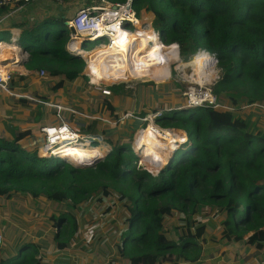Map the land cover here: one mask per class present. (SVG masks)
Listing matches in <instances>:
<instances>
[{
	"label": "trees",
	"instance_id": "1",
	"mask_svg": "<svg viewBox=\"0 0 264 264\" xmlns=\"http://www.w3.org/2000/svg\"><path fill=\"white\" fill-rule=\"evenodd\" d=\"M99 1L115 4L124 0ZM133 8L153 15L160 41L176 45L183 62H189L198 52L217 60L220 77L212 91L218 98H228L236 112L211 108L161 111L155 123L181 130L187 141L182 155L171 160L156 177L135 168L132 163L137 157L131 147H111L99 162L79 168L59 158H39L44 157L41 151L36 152L39 157L28 153L18 144L21 135L10 142L0 139V197L19 192L29 194L33 201L43 197L74 208L90 196L101 202L107 185L112 186L122 200L133 205L128 229L120 234L117 245L119 255L127 257L129 264L197 262L202 254L199 241L204 239L207 228L195 220L199 215L221 217V241H244L253 255L263 256L264 130L251 132L250 120L239 112L243 105L264 106V0H133ZM6 9L0 8V13ZM60 21L50 17L31 27H15L20 29L18 39L29 53L28 67L43 68L50 76L63 75L71 81L82 77L85 64L79 56L66 51L67 34L54 32L53 27ZM2 41L5 40L0 39V44ZM74 46L71 53L79 51ZM175 50L158 48L161 55L157 53V57L165 74L168 64L176 62ZM82 54L90 67L101 69L105 78H110L104 68V48ZM145 56L151 62L147 53ZM112 90L118 93L117 88ZM152 126L141 131L149 151L143 144L133 148L149 168L156 162L154 151L162 158L164 153L160 151L170 144L160 142L155 134L159 132H152ZM174 135L184 138L182 133ZM166 163L167 158L162 164ZM176 214L184 215L192 232L171 241L164 223ZM54 221L61 225L56 243L62 250L77 231L76 220L65 213ZM14 260L17 261L0 264L36 263L34 254Z\"/></svg>",
	"mask_w": 264,
	"mask_h": 264
},
{
	"label": "rangeland",
	"instance_id": "2",
	"mask_svg": "<svg viewBox=\"0 0 264 264\" xmlns=\"http://www.w3.org/2000/svg\"><path fill=\"white\" fill-rule=\"evenodd\" d=\"M82 1H84L85 4H88L89 2H94V0ZM68 2L70 3V6L71 4H73L72 2H70V0ZM105 3L106 2L96 3V5H101ZM148 16L149 15L145 14V12L143 11L138 13L140 30L151 31V28H156V20H149ZM62 22L60 21L57 25L53 27V29L55 30L54 32L62 31L63 34L66 35L68 34L69 30L64 26V20H62ZM154 32L156 34L157 30L155 29ZM145 35L148 36L149 34ZM156 37L158 38V36ZM149 41L152 42L149 43ZM2 42H4L2 43L3 45L7 46L9 45L8 42H11V40L7 39ZM154 42H156V40L154 39V36L150 33V37L147 43L153 46ZM14 43L19 44V42L17 41H14ZM99 43L100 42L87 43V45L82 47V49L86 51L95 50V48L99 46ZM139 45L141 47V44ZM138 49L139 47H137V52L139 53ZM161 49L166 48L162 45ZM155 50L158 51L157 48ZM160 52H162V50H160ZM138 53L136 55H138ZM157 53L149 55V57H153L150 58L151 62L142 63V60H139V62H141L140 64H144L145 69L149 70V73H147L146 75L142 76L141 78H138L137 80H116L112 83L110 82L113 81V79H105L100 75L98 71L101 72V69H98L94 66H89V68H87L88 58L83 55H80L79 57L83 60L85 64L83 74L86 76V78L80 79H82V82L85 83L84 86H86V96L88 97V99L96 98L94 104H97V106H99V103L97 102L101 100L102 105L100 114L102 115V122L97 121V123L87 125L85 128L79 127L74 129H76V131L78 130L77 132L79 134L85 135L86 138L90 141L93 139H98L99 143L106 147V150H109L111 147L114 146L136 148L139 146V144H143L149 151L150 145L142 141L143 136L141 135V131L146 130L149 124L153 125L152 132H154V130L158 131L155 125L161 128L162 130H165V132L163 133L164 135H160L162 133H160L159 131L158 132L160 134L154 132L157 135L158 140H161L160 142L175 143L176 140L178 142L179 137L175 136L174 134L181 133V131L163 128L157 125L154 120L153 123L151 120L150 123H148L147 125L143 121L149 115H155L154 113L157 111H172L175 109H182L183 105L185 104L184 93L189 89L191 85L195 84L194 82L197 80V76H193L195 74L193 68L185 69L184 66L176 68L178 62L180 61L181 63V58L180 56L178 58V54L175 60L176 62L174 64H168V72H166L165 74L163 71L164 68L159 64V58L157 57ZM198 53L196 55H202ZM211 69L213 70L212 72H214L215 75H219V69L217 67L215 69L211 67ZM90 72H92L91 76L93 78V83H99L100 87L108 89L111 94L110 96L103 97L100 92H98L90 84ZM113 88H117L118 93H114L112 90ZM244 97L246 96L244 95ZM220 100L225 104H230L228 98L226 97H220ZM239 113L243 118L250 120L252 124L250 127L251 132L255 133L258 130H264V106L256 103H254V105H243V108ZM125 114H131V116L125 117ZM174 146L176 145H173L172 147L168 145L165 146V149L168 148V150L171 151V149H175ZM98 147L100 146H96L95 148ZM100 148H102V146ZM185 148V146H180V148H177L175 151H171V153L168 154L167 163L164 166L169 164V162H171V160H174L177 156H181ZM104 151L105 149L102 150L101 154ZM154 154L157 156V158H160L159 154H156L155 151ZM103 156L104 155H102L101 157ZM162 158L164 159V161L166 160L165 154ZM162 158L160 159L163 163ZM97 161L98 160H96V162ZM142 161L143 159L141 158L140 162L136 160V162H133L132 164L135 165V168L137 170L147 171L153 177L159 175V173L161 172V168L163 167L162 163L155 162L154 167L149 168V166H147L145 162ZM105 191L106 193L102 203H98L96 197L90 196L88 199L79 203L73 208V211L76 215L78 214V210L82 211V209H84L86 211L87 228L82 227L81 232L83 230H86L87 232H91L93 234V237L91 239H87L88 242L86 243V245H91L92 243L93 245L84 249V253H82L81 256L85 258V264H129L127 257H121L117 251L119 238L115 236V234L120 231V228L114 226L113 224H109L106 220L101 221V219H103L106 214L112 213V215L115 214L117 216V218L120 220V224H122V220H124V217L126 216L124 215L125 209L123 207L127 206L128 202L124 199L122 200L118 191L110 185H107ZM24 196L26 198L31 199L29 194ZM45 203V205L51 204H47V202ZM70 206L71 204L68 205L65 202L59 204H54L53 202L52 205H50L48 208H53L52 215L56 216L57 214L61 215V212H65L67 210L66 208ZM91 208H94L100 216V220L98 219L97 221L98 225H94L95 227H97L95 231H92L91 229L93 227L91 226L93 223V218L89 214V209ZM132 209L133 205L131 206V211ZM180 217L181 214H176L173 219L165 220V233L167 238L171 241H177L181 236L180 234H183L184 232L187 235L192 232V227L186 226L184 219ZM221 219V217L217 218L213 217L212 215H199L195 217V220L197 222H200L201 224H206L207 228L204 239L199 241V245L202 248V254L198 261L192 264H264V255L261 257L253 255V251L245 247L244 241L228 244L221 241ZM121 229L125 230L126 227L123 226ZM16 261L17 260H14L13 262ZM78 264H80V262ZM179 264L184 263L181 262Z\"/></svg>",
	"mask_w": 264,
	"mask_h": 264
},
{
	"label": "crops",
	"instance_id": "3",
	"mask_svg": "<svg viewBox=\"0 0 264 264\" xmlns=\"http://www.w3.org/2000/svg\"><path fill=\"white\" fill-rule=\"evenodd\" d=\"M68 1L57 3L53 0H38L24 6L21 10L14 11L7 8L0 13V39H9L11 42L8 44L18 47L16 52H3L4 56L0 61V67L10 70L12 75L8 85L9 90L0 89V139L10 142L21 135L22 139L18 144L23 150L34 153V155L35 148L41 145L40 128L44 126L55 125L62 121L76 131L74 128H85L87 125L97 123V121L102 122L101 100L97 102L99 103L97 106L94 104L96 98L88 99L86 96L85 83L80 79L85 76L83 72L82 77L70 81L63 75L50 76L43 68L28 67L26 64L29 53L25 51L23 43L18 39L20 29L15 27L16 25L26 24L31 27L50 17H61L65 22L78 9L104 2L94 0L92 3L85 4L82 0H70L73 3L70 6ZM6 12H12V15L7 17L5 16ZM145 14L149 15L148 19L153 21L152 14ZM14 41L19 42V44L14 43ZM76 44L80 47L79 41L73 43V45ZM40 71H44L45 75L40 76ZM58 83L59 86H57ZM52 105L61 106L60 121L56 117V109ZM110 150L111 148L108 152ZM45 202L51 204L45 205ZM102 202L103 200L98 203ZM52 203V201L41 197L37 201H33L32 197L31 199L26 198L19 192H11L9 197H0V236L2 238L0 263H7L11 260L12 263L14 259L34 254L35 264H78L79 262L85 264V258L81 254L93 243L86 245L84 234H81L84 226L81 213L78 210L76 215L72 207L61 212V215L69 213L74 217L77 231L73 238L67 242L65 248L58 250L56 235L60 231L61 225H55L54 219L61 215H52L53 208H48ZM123 208L126 216L122 220V224H120L117 216L112 215V213L106 214L101 219V221L106 220L109 224L120 228V231L115 234L118 238L122 232L128 229L127 220L130 217L131 204L128 203ZM123 226L126 227L125 230L121 229Z\"/></svg>",
	"mask_w": 264,
	"mask_h": 264
},
{
	"label": "built area",
	"instance_id": "4",
	"mask_svg": "<svg viewBox=\"0 0 264 264\" xmlns=\"http://www.w3.org/2000/svg\"><path fill=\"white\" fill-rule=\"evenodd\" d=\"M38 0H0V8H9L14 11L21 10L24 6H27L29 4H32ZM54 2L61 3V0H53ZM5 16H10L12 15V12H6ZM118 21L123 27L127 28V30H130L133 32L135 35L138 37H142L145 34L151 33L152 35L155 36L157 39L158 43L163 44L160 42L159 39V34L158 32H154V28H151V31L147 30H140L139 29V19H138V12H136L133 8V0H124L121 3H105L101 5H92L89 7H84L81 9H78L75 14L67 19L64 22V26L69 30L67 37L68 41L66 44V51L70 53L71 55L75 56H80L83 55L81 54L82 52L86 51L82 49L86 45V43H95V42H100L99 46L107 45V46H112L114 43V40L108 36L109 33H107L104 28L107 24H110L112 21ZM104 34V35H103ZM158 36V38L156 37ZM77 39L81 40L80 43V50L76 53H71L69 51V45L71 43H74ZM117 42H119L120 46L124 45V42L121 39H117ZM163 46L166 49H169L171 46H175L174 44L172 45H164ZM169 46V47H167ZM98 47V46H97ZM96 47V48H97ZM130 47L128 46V49ZM134 50V45L133 49ZM177 54L178 48L176 47ZM131 51V50H130ZM84 56V55H83ZM179 58V57H178ZM213 61L211 63V67L215 69L217 67V60L212 57ZM87 68H89V65L87 64ZM40 76H44L45 72L40 71L39 73ZM90 84L98 91L103 97H108L110 96V91L108 89L102 88L99 86V83L94 84L93 83V78L90 74ZM12 79V75L10 70L4 67H0V89L8 91V85ZM123 81L125 80H131V79H121ZM219 80V75H215L212 77V80L209 81L208 83H195L189 87V89L184 93V98H185V104L184 107H189V108H211L212 110L218 111V112H232L235 113L236 111L230 104H225L218 98L212 91V86ZM114 81H111L112 83ZM158 82V81H157ZM214 83V84H213ZM47 105V104H46ZM254 105V104H253ZM54 109H56V117L58 120H61L60 116V111L62 110L61 106L58 105H52ZM243 108V107H242ZM242 110V109H241ZM71 113L74 114L73 111ZM160 115V113H156L155 115H149L147 118L144 119L143 122L146 124L150 123L152 120V123L154 122L155 118ZM240 115V113H239ZM131 114H125V117H129ZM157 130L160 133H164L165 130H162L158 126L155 125ZM40 134L42 136V142L41 145L37 148H35L34 152L35 155L37 156L36 152L43 153L44 157L49 158V157H60L57 154H55L60 148L63 146L73 142L74 145L77 146H84L86 141H90L86 138L85 135L79 134L77 131L73 130L67 123L65 122H59L58 124L55 125H50V126H44L40 128ZM98 139H93L90 141L91 144H93L94 141ZM99 141V140H98ZM185 142L184 140L176 142V146L180 147L183 143ZM132 152L133 149L131 147ZM106 153H108V150H106ZM103 153L105 156L106 153ZM135 153V152H134ZM136 154V153H135ZM103 156V157H104ZM139 156V155H138ZM39 157V156H37ZM103 157H97L93 158L90 161L92 163L95 159H101ZM140 157V156H139ZM42 158V157H39ZM65 158V157H62ZM69 161V163H72L73 160L66 157ZM138 161H141L138 159ZM146 164V163H145ZM147 165V164H146ZM149 166V164L147 165ZM164 167V166H163ZM162 167V168H163ZM161 168V169H162ZM160 170V168H159ZM104 199V197H103ZM79 213H81L82 218L84 219V228H87V223H86V211L82 209L80 210ZM89 214L93 218V223L91 226H93L91 229L92 231H95L97 227L94 225H98L97 221L98 219L100 220V216L98 212L93 208L89 209ZM89 231V230H88ZM81 234H84V239L85 243L88 242L87 239H91L93 237V234L91 232H87L86 230H83ZM88 235V238H87ZM1 236H0V243H1Z\"/></svg>",
	"mask_w": 264,
	"mask_h": 264
},
{
	"label": "bare ground",
	"instance_id": "5",
	"mask_svg": "<svg viewBox=\"0 0 264 264\" xmlns=\"http://www.w3.org/2000/svg\"><path fill=\"white\" fill-rule=\"evenodd\" d=\"M104 30L107 33H109L108 36L112 39V41L114 40L113 45L112 46L101 45V46H98L97 48H95V50L85 51V52H96L97 50L104 48L105 54L107 56V61L104 65V68H105V70L108 73V76L110 78L114 79V81L121 80V79H131V80L136 79L137 80L138 78H141L142 76L149 73V70L145 69L144 64H140L141 62H139V60H142V63L147 62V59H146V56L144 53H147V56L149 57V55H153V53H157V51L155 50L156 48L158 50V48L162 47L161 43H158V41L154 35L153 36H154V39L156 40V42L153 43V46H154L153 47L151 44L147 43V41L150 37V33L148 36L144 35L142 37H138L133 32H131L130 30H127L125 27H123L116 20L112 21L110 24H107L105 26ZM117 39H121L124 42V45L120 46L119 42L116 41ZM76 41H79L81 43V40H79V39H77ZM150 42H152V41H149V43ZM139 44H141V47ZM2 45L3 44H0V61L3 59V56H4L3 52H6V51H15L16 52L18 50V47L13 45V44H9L7 46H5V45L2 46ZM76 45H78V44H76ZM76 45L74 46L73 43H71L69 45V51L71 52L70 49L72 48V46L76 47ZM133 45H134V50H132ZM128 46L130 47L129 49H128ZM135 46L139 47V49H138L139 53L137 52V47H135ZM144 46H146V47H144ZM171 48L176 49L175 46H172ZM137 53H138V55H136ZM139 54H141V55H139ZM158 55H159V53H158ZM203 55L207 56V58L210 59L211 61L206 59L202 55H196L189 62H181L180 63V61H179L176 68H178L180 66H184L185 69L186 68H193V70L195 71V74L194 75L192 74V75L197 76V80L194 83H198V84L199 83H202V84L208 83L209 81L212 80V77L215 75L214 72H212L213 70L211 69V63H212L213 59L209 55H206V54H203ZM15 56H16V54H15ZM150 58H153V57H150ZM158 58H159V56H158ZM182 69H183V67H182ZM98 72L100 73V75L102 77L105 78L103 73H101L100 71H98ZM91 73L92 72H90V74ZM181 133L184 135V138H183V140H184L186 138V135L184 132H181ZM174 140H176V139H174ZM178 141H181V139H178ZM176 142H177V140L175 141V143ZM175 143L171 142L168 145H170L172 147L173 145H176ZM70 144L71 145L67 144V145L63 146L55 154L60 156V158H62L64 156H66V157L69 156L72 158L73 161H78V162L79 161L80 162H87V161L92 160L93 158L100 157L103 154L102 153L100 156H95L103 150V147L102 148H100V147L95 148L96 146H101L99 141H94L93 144L89 143V141H86L84 146L74 145L73 142ZM171 147H169V148H171ZM174 147H175L174 150H176L178 148V146H174ZM174 150L171 149V151H174ZM171 151H169L167 148L163 152L162 151H160V152L165 154V158H168V154H170ZM41 154L43 155V153H41ZM84 157H86V158H84ZM153 161L162 163V160L160 158H154Z\"/></svg>",
	"mask_w": 264,
	"mask_h": 264
},
{
	"label": "water",
	"instance_id": "6",
	"mask_svg": "<svg viewBox=\"0 0 264 264\" xmlns=\"http://www.w3.org/2000/svg\"><path fill=\"white\" fill-rule=\"evenodd\" d=\"M86 45H87V43H86ZM194 57H192L190 60H192ZM183 109H192V108H189V107H184ZM187 140V139H186ZM134 155L137 157V159H140V157L137 155V154H135L134 153ZM63 160L65 161V162H69L67 159H65V158H63ZM96 160H99V158L98 159H95L92 163H90V162H78V161H73L72 163H70V164H72L74 167H79V168H87V167H89V166H91V165H93L95 162H96ZM58 229V228H57Z\"/></svg>",
	"mask_w": 264,
	"mask_h": 264
},
{
	"label": "clouds",
	"instance_id": "7",
	"mask_svg": "<svg viewBox=\"0 0 264 264\" xmlns=\"http://www.w3.org/2000/svg\"><path fill=\"white\" fill-rule=\"evenodd\" d=\"M160 42H161V41H160ZM164 45H165V44H164ZM176 47H177V46H176ZM177 48H178V47H177ZM178 52H179V51H178ZM202 53H203V52H202ZM203 54H204V53H203ZM195 56H196V55H195ZM178 57H179V54H178ZM211 57H212V56H211ZM181 62H183V61L181 60ZM219 77H220V71H219ZM183 108H184V105H183L182 109H183ZM192 109H194V108H192ZM175 110H178V109H175ZM156 113H158V112H155L154 114H156ZM159 113H161V112H159ZM152 115H153V114H152ZM158 116H159V115H158ZM154 121H155V120H154ZM146 125H147V124H146ZM146 125H145V126H146ZM185 135H186V134H185ZM186 139H187V138H185V142H184L181 146H184V145H185V143H186V141H187ZM178 148H180V147H178ZM133 153H134V152H133ZM42 158H46V157H42ZM53 158H59V159L63 160V158H60V157H53ZM137 160H138V159H137ZM63 161H64V160H63ZM169 161H170V160H169ZM169 161H168V162H169ZM67 163H69V162H67ZM164 167H165V166H164ZM164 167H163V168H164ZM163 168H162V169H163ZM162 169H161V170H162ZM180 218L184 219V215L181 214V217H180ZM184 221H185V220H184Z\"/></svg>",
	"mask_w": 264,
	"mask_h": 264
}]
</instances>
